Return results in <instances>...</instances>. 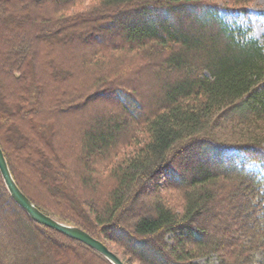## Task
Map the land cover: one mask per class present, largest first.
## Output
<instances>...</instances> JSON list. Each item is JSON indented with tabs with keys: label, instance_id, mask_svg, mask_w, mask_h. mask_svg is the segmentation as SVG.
Instances as JSON below:
<instances>
[{
	"label": "trees",
	"instance_id": "trees-1",
	"mask_svg": "<svg viewBox=\"0 0 264 264\" xmlns=\"http://www.w3.org/2000/svg\"><path fill=\"white\" fill-rule=\"evenodd\" d=\"M51 2L0 0V100L11 107L0 108V146L19 189L45 213L52 203L81 219L64 192L89 184L100 197L84 199L93 218L80 226L57 213L123 250L125 264H264V44L252 26L226 21L236 13L251 24V0H102L65 20L45 10ZM29 13L31 31L20 20ZM105 21L109 27L97 29ZM65 35L81 36L84 49L69 46L68 60L57 63L54 41ZM95 36L101 48L87 51ZM38 57L42 79L32 73ZM79 59L83 77L70 80ZM112 75L118 84L110 86ZM103 98L119 101L116 110L69 115L62 147L37 133L40 116L61 122ZM171 190L181 193L180 207L163 200ZM143 195L148 209L136 212ZM0 210L7 212L0 229L18 231L12 240L30 230L36 241L24 249L0 244V264H111L34 222L1 173Z\"/></svg>",
	"mask_w": 264,
	"mask_h": 264
},
{
	"label": "rangeland",
	"instance_id": "rangeland-1",
	"mask_svg": "<svg viewBox=\"0 0 264 264\" xmlns=\"http://www.w3.org/2000/svg\"><path fill=\"white\" fill-rule=\"evenodd\" d=\"M15 1H17V0H12V3L14 4ZM101 1L102 0H76V1H72V2L71 1H67L66 2V0H54V2H51V3L45 5V7H46L45 10L47 12H50L51 14H54L55 17L60 19V20H65L66 18H78L79 16L80 17L81 16H86V14L88 15L89 12H94L95 10H97V8L100 6V2ZM251 2H252V4H251L252 15H251V18H250L251 24L247 21L246 18H244L243 16H240V15H238L236 13H233V14H230V16H227L226 17V21L232 28H235L237 26L248 28L249 26H252L253 27L252 36L255 37L261 43L264 44V0H251ZM58 6H60V8ZM61 6H63V7H61ZM62 8L64 10L60 11ZM88 17H93V16L89 15ZM20 20L24 24H27L26 27H30V31H31L32 30V26L34 25V21H35L34 13H29L27 16L26 15L22 16V19H20ZM25 21L27 23H25ZM90 21H93V20H90ZM17 22L18 21H16V25H19V23L17 24ZM85 25L91 27L93 24L90 23V24H85ZM109 25H110V22H106V21L103 22L102 24H95L97 29H98V27L100 28V26L107 29L109 27ZM81 29L82 28L80 27V30ZM96 34H100L99 31H96L94 33V35H96ZM69 36L70 35L61 36V37L56 38L55 41H54L55 47H57V52L54 51L55 53L53 52V55H55L54 57L57 59V63H62L64 61L68 60L67 55L65 54V52H66V48H68L69 46H72L74 44L76 49H77V51H81V52L84 49V46H81L83 44L82 42H84L83 40H81V36L77 35L76 38L73 39V40ZM108 38L113 39L114 37H113V35H111V36L109 35ZM89 39H90L89 40L90 44H86V46H85V47L89 48V49H87V51H93V50H95V48H97V49L101 48V45L98 46L96 44L99 41L98 36L90 37ZM71 40H72V42H71ZM112 41L113 42H117V43L120 42L119 40H117L115 38ZM1 42L3 43V40H1ZM105 44H107V40H106ZM108 44H109V42H108ZM117 55L122 57L119 54H117ZM39 58L40 57H38V65L36 66L37 68L35 69V71L32 72L34 74L33 75L34 78L36 77L37 79L41 78L42 77L41 75L43 73V62H42L41 58L40 59ZM113 62H115V59L111 60V58H110V60H109V62H107V64H111ZM73 64L77 68H76V70H74V72H75L74 75H71L72 78L70 80L76 81V80L80 79L79 75L81 77H83V75H81L82 73H80V71H79L81 69L82 61L79 59L78 61L73 62ZM116 77H117V75L110 76L109 79H108L110 81H108L107 84L108 85H110L111 83L118 84L115 81V80H117ZM34 78H33V82H34ZM29 81H30V78H29ZM113 81H115V82H113ZM82 82H84V78H82ZM109 82H111V83L109 84ZM55 87H56L55 83H51V92L52 93L55 92L54 91ZM116 93H117V91L115 92L114 96H116ZM35 98L36 97L33 95L32 104L34 103ZM122 98L124 99V96H122ZM118 99H119V97H118ZM118 102L119 101L115 100L114 103H110L106 98H103L101 100L91 101L90 103H87V105L86 104H84L83 106L79 105V107H74L73 109H71V110H73L72 111L73 114L70 113V114L65 115V119L61 120V122H57V120H52L50 118H45L44 116L43 117L40 116L41 120H38L39 122H37V123H39V125L36 123V126H37L36 128H37V131H38L37 133H40V134H41V132L44 133V137L46 139H49L50 141H52L55 146L62 147L63 144H64V143L62 144V141L64 142L65 140H67L69 138V130L71 128V125L73 124V119L69 118L70 117L69 115H74L75 118H76L77 116H81V115H85V116L89 115V116L92 117L95 114L102 115V114H104L103 112L111 113L113 110H116L112 105H116L117 106ZM81 104H83V103H81ZM2 106L5 109L6 108H11L8 102H5V101L2 102L0 100V108ZM81 106H82V108H81ZM93 110L95 111L94 113H93ZM0 114H1V112H0ZM0 118H1V116H0ZM61 131H63V133H64L63 136H61ZM15 134H17V136H18V132L17 133L15 132ZM6 135H8V134H6ZM60 136H61V138H60ZM71 146L73 148L74 145L72 144ZM65 149L66 148H64V150ZM122 149H124L126 151L129 148L123 147ZM122 149H121V152L122 151L123 152L121 153V155H123V153H124V150H122ZM66 155H67L66 156L67 159H72L71 158L72 156L70 155V152L67 149H66ZM120 157H122V156H119V158ZM19 165H20L19 167H22L23 169L26 168L28 170V166L27 165H21V164H19ZM71 168L74 169L73 164H71ZM105 176H107V179L110 178L109 174H107ZM152 182L153 181H151V183ZM88 186H89V184H88ZM88 186H87V191H85V190L82 191V193L87 196L86 198H85V195L84 196L82 195V193H79L76 190L70 189L72 187L70 184L68 186H66V188L67 187L69 188L68 191L64 192L66 197L70 199L71 206H73V208L76 209L75 215L80 216L81 219H77V217H74L73 215L71 217H68V216H66L63 213L58 212V211H61V209H57L55 206H53L54 204L52 205L51 202H50L51 204L49 205V207H47L49 209V210H47V213H45V212H43L41 210L40 211L43 214L47 215L48 217L52 218L53 220H55V221H57V222H59V223H61L63 225H68V226L77 228V226H74V225L70 224L71 222L66 221V220H69V219H71L72 221H75V222L78 221L76 223H78L80 226L81 225H85L84 224L85 221H84L83 218H85V217H88L90 219L93 218V210L89 207L88 203L85 204L84 199L85 200H88V199L98 200L100 198V197H98L99 195L97 194L98 191L96 189L89 188ZM144 186H145V184H144ZM158 187H161V186L158 185ZM147 190H149V189H147ZM143 192L146 194V191H143ZM49 195H51V193ZM162 197H163V200H165L166 202H169L170 204H172L174 206L180 207L181 197L182 196H181V193L179 191H172V190L168 191L165 194H162ZM143 198H144V195L140 198L142 200L139 199L140 201L137 202V205L135 206V211L136 212H139V210H141V212L145 211V208L148 209V206L143 203L144 202ZM143 204H144V206H143ZM50 206L52 208H50ZM147 209H146V211H147ZM57 212L60 213L61 215L65 216L66 218H69V219H65V217H62ZM5 216H7V212H3L2 210H0V223H4V221H1V220H2V218H5ZM72 223H74V222H72ZM39 225H41V224H39ZM41 226H43V225H41ZM44 227H46V226H43V228ZM46 228H48V227H46ZM48 229H51V228H48ZM78 229H80V228H78ZM51 230H54V229H51ZM42 231L44 232L45 230L43 229ZM54 231H56V230H54ZM17 232L18 231H14L9 224H8V226L5 225L2 230L0 229V244L3 246L4 249L6 248V246L8 244H13L14 247H16V246L19 247V248L22 247L23 249L27 248L28 246L32 247L33 245L36 244V241H35L34 237L31 235V233H30L31 231L30 230H29V233H27V238L26 237L23 238L24 240H20V241L12 240V239L16 238V236L18 235ZM56 232H58V231H56ZM58 233H60V232H58ZM62 235H64V234H62ZM67 238H69V237H67ZM92 238H94V237H92ZM69 239H71V238H69ZM71 240H73L75 242H78V243H80L82 245H85V244H83V243H81V242H79L77 240H74V239H71ZM103 244L105 246H107V248L113 254H115L123 264H125L121 260V257H123V253H124L123 250H121L120 248L116 247V245H113V244L112 245H107V244H105V242ZM3 248H0V255L2 254ZM48 255H50V254H48ZM70 257L73 258V256H70ZM212 260L214 262V258ZM255 264H259V263L256 262Z\"/></svg>",
	"mask_w": 264,
	"mask_h": 264
},
{
	"label": "water",
	"instance_id": "water-1",
	"mask_svg": "<svg viewBox=\"0 0 264 264\" xmlns=\"http://www.w3.org/2000/svg\"><path fill=\"white\" fill-rule=\"evenodd\" d=\"M0 173L4 180V183L10 193L11 198L29 215V217L36 223L54 229L67 237L77 240L92 250L99 253L111 264H123L119 258L113 254L107 246L95 238H92L89 234L68 225H63L47 215L43 214L19 189L15 183L12 174L10 172L7 160L0 146Z\"/></svg>",
	"mask_w": 264,
	"mask_h": 264
}]
</instances>
